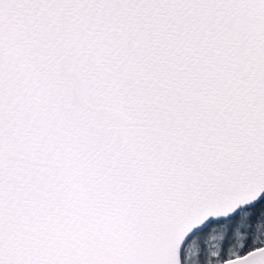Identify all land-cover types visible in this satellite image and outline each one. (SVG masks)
I'll list each match as a JSON object with an SVG mask.
<instances>
[{
    "label": "snow or ice",
    "instance_id": "snow-or-ice-1",
    "mask_svg": "<svg viewBox=\"0 0 264 264\" xmlns=\"http://www.w3.org/2000/svg\"><path fill=\"white\" fill-rule=\"evenodd\" d=\"M0 264H264V0H0Z\"/></svg>",
    "mask_w": 264,
    "mask_h": 264
}]
</instances>
